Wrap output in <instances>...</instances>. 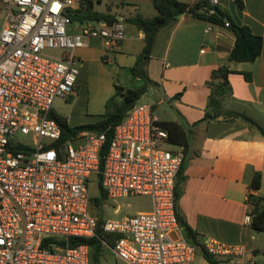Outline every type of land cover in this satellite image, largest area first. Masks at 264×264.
<instances>
[{
  "label": "built area",
  "instance_id": "built-area-1",
  "mask_svg": "<svg viewBox=\"0 0 264 264\" xmlns=\"http://www.w3.org/2000/svg\"><path fill=\"white\" fill-rule=\"evenodd\" d=\"M218 5L208 0L200 12L211 15ZM0 7V264H90L88 244L70 240L95 237L98 220L102 233L117 236L112 248L102 241L103 248L124 264H194L198 247L185 239L175 214L182 155L166 147L153 105L136 103L114 126L102 167L105 132L62 141L51 117L55 100L75 94L81 66L75 52L93 39L106 53L116 51L125 19L73 22L83 0H0ZM93 175L107 200L146 196L151 210L95 217L87 192ZM251 195L248 190L249 205ZM251 222L249 212L243 223ZM202 247L214 259L255 264L241 246L204 240Z\"/></svg>",
  "mask_w": 264,
  "mask_h": 264
},
{
  "label": "crops",
  "instance_id": "crops-1",
  "mask_svg": "<svg viewBox=\"0 0 264 264\" xmlns=\"http://www.w3.org/2000/svg\"><path fill=\"white\" fill-rule=\"evenodd\" d=\"M91 1L95 11L112 18L156 15L151 0ZM178 1L194 4L196 0ZM239 1L242 7L234 0H219V6L230 12L236 25L246 26L262 38V51L256 62H228L234 44L232 33L182 14L157 33L146 68L153 85L141 98L153 105L156 116V110L162 107L164 119L160 121L175 123L172 139L186 144L185 149L181 144L170 146L184 161L185 178L178 206L187 225L201 241L241 246L246 251L244 259L252 258L257 264L260 249L253 245L255 231L243 219L251 212L246 195L254 173L260 174L261 184L252 195L264 199V137L242 119L219 117L201 122L207 111L211 72L227 65L231 71V95L223 101L225 104L227 100L224 110L243 114L264 129V0ZM208 28L211 31L205 33ZM143 37L141 31L125 22V38L116 51L106 53L102 42L93 39L76 51L78 55L75 52L81 62L82 57L99 62L104 82V91L99 94V120L106 100L114 94V85L126 89L142 86L141 80L132 78L130 69L142 52ZM244 74H248V80ZM79 94L77 78L75 94L68 101H76ZM71 115L65 116L69 127ZM217 260L218 264H235L232 258Z\"/></svg>",
  "mask_w": 264,
  "mask_h": 264
},
{
  "label": "trees",
  "instance_id": "trees-1",
  "mask_svg": "<svg viewBox=\"0 0 264 264\" xmlns=\"http://www.w3.org/2000/svg\"><path fill=\"white\" fill-rule=\"evenodd\" d=\"M85 8L79 14L71 15V20L82 22L83 20H101L111 22L114 18L109 17L107 14L99 13L94 10L91 0H83ZM235 2L242 7L239 0ZM152 7L156 11V15L153 17H143L141 15H135L128 18L125 22L136 27L137 30L143 33V49L138 55L133 67L130 69L133 79H139L143 82L139 89H126L118 85H114V94L106 100L105 111L102 119L91 125H83L76 127H69L64 117L55 113L51 114V117L58 123L61 129L62 141L75 137L78 133L83 131L90 132H105L106 140L100 152V166L103 164V156L112 140V131L126 115V113L141 99V97L148 91V88L153 85V82L147 75V65L150 60V53L152 45L155 41L158 31L167 26L176 17L182 14H188L193 18L203 20L210 25L224 26L225 22L229 23L227 30L230 31L234 37V44L228 56V62H241V63H254L256 62L262 51V38L258 35L252 34L250 29L246 26L236 25L229 12L221 6L215 7V12L211 15L200 12L201 7L208 5V0H200L194 4H187L178 0H151ZM231 71L227 65H223L213 70L210 75V79L207 82L209 88V95L207 99V111L204 114L201 122H208L216 118L222 117L223 119H242L251 129L258 131L264 137V129H262L253 120L246 117L243 114L234 113L232 111H225L223 101L226 97L231 95V87L229 85L228 76ZM246 80H248V74H244ZM161 125L167 131L168 143L182 145L186 148L185 142H175L172 139L174 135V128L177 127L175 123H164ZM175 142V143H174ZM184 161L182 157V163L176 178L174 196H175V214L185 239L192 245L198 247V252L201 253L203 259L208 264H218V260L211 257L202 247V241L199 240L198 235L192 231L187 225L178 206V200L182 194L181 184L184 181ZM261 177L259 173H254L250 184L249 190L257 191L260 188ZM97 187L100 192L101 201L106 200V195L103 192L100 183L99 176L97 177ZM96 205L99 204V200H92ZM252 222L251 228L255 232L264 233V199L251 195L250 197ZM101 220H98V227L96 229V236L87 240H70V245L86 243L90 247L91 261L90 264H99L100 258L103 252L102 241L112 248L116 235H107L102 233L100 229Z\"/></svg>",
  "mask_w": 264,
  "mask_h": 264
},
{
  "label": "rangeland",
  "instance_id": "rangeland-1",
  "mask_svg": "<svg viewBox=\"0 0 264 264\" xmlns=\"http://www.w3.org/2000/svg\"><path fill=\"white\" fill-rule=\"evenodd\" d=\"M96 6V9L99 10V5L96 4ZM1 11L2 7H0V27L2 21ZM141 14L145 16V11ZM76 54L78 55L77 52ZM81 60L83 63L80 61V75L78 77L80 81L79 98L74 102L55 100L53 103V113L62 116L65 119L70 113H72L69 120V125L71 127L91 125L99 121V111L101 109L99 105V94L104 91L103 76L99 73V62L88 61L85 57H82ZM145 102V98H141L137 103L142 104ZM226 102L227 100L225 101L224 108ZM161 110L162 107H159L156 110L159 120L164 119ZM166 147L170 150L173 148L169 143ZM87 192L93 201L96 199L99 200V204L96 205L93 203L90 209L92 215L99 219H121L123 217H130L151 210V200L146 196H128L115 201L107 199L101 201L100 192L97 187V177L95 175L91 176L87 182ZM253 235L255 238L253 245L260 249V253L256 259L257 264H264V233L255 232ZM203 260L201 253L197 252L195 264H203ZM99 264L124 263L116 259L110 248L105 247L103 248Z\"/></svg>",
  "mask_w": 264,
  "mask_h": 264
}]
</instances>
